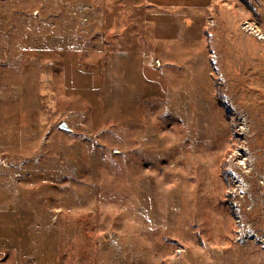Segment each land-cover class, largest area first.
<instances>
[{"label": "rangeland", "instance_id": "obj_1", "mask_svg": "<svg viewBox=\"0 0 264 264\" xmlns=\"http://www.w3.org/2000/svg\"><path fill=\"white\" fill-rule=\"evenodd\" d=\"M248 1L0 0V264H264Z\"/></svg>", "mask_w": 264, "mask_h": 264}, {"label": "crops", "instance_id": "obj_2", "mask_svg": "<svg viewBox=\"0 0 264 264\" xmlns=\"http://www.w3.org/2000/svg\"><path fill=\"white\" fill-rule=\"evenodd\" d=\"M121 1L122 4H125V6L129 10L130 9L132 10L131 16H134L135 18L138 19L145 17L150 18V16H153L155 14L154 9L167 10L172 8V10H176V8H181L187 10L188 8L189 9L192 8V9L200 10L203 7L205 12H207L213 9L215 6L219 5V3H221L220 1H222L223 4H225V0H207L206 2H204L203 0L204 4L202 3L201 8H193L191 6L193 0H186V1L185 0H121ZM147 13L149 15H147Z\"/></svg>", "mask_w": 264, "mask_h": 264}, {"label": "built area", "instance_id": "obj_3", "mask_svg": "<svg viewBox=\"0 0 264 264\" xmlns=\"http://www.w3.org/2000/svg\"><path fill=\"white\" fill-rule=\"evenodd\" d=\"M211 25H214V23H212ZM241 28H243L246 32H249L250 35H253L258 39H262L263 37V33L257 23H254L252 21H245L243 22Z\"/></svg>", "mask_w": 264, "mask_h": 264}, {"label": "trees", "instance_id": "obj_4", "mask_svg": "<svg viewBox=\"0 0 264 264\" xmlns=\"http://www.w3.org/2000/svg\"><path fill=\"white\" fill-rule=\"evenodd\" d=\"M243 2L249 7V8H253L252 4L248 1V0H243Z\"/></svg>", "mask_w": 264, "mask_h": 264}, {"label": "water", "instance_id": "obj_5", "mask_svg": "<svg viewBox=\"0 0 264 264\" xmlns=\"http://www.w3.org/2000/svg\"><path fill=\"white\" fill-rule=\"evenodd\" d=\"M60 128L65 130H70L69 127L64 123L60 125Z\"/></svg>", "mask_w": 264, "mask_h": 264}]
</instances>
